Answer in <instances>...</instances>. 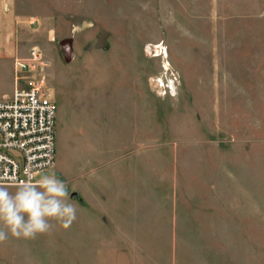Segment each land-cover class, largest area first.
I'll list each match as a JSON object with an SVG mask.
<instances>
[{
    "label": "rangeland",
    "instance_id": "374dc122",
    "mask_svg": "<svg viewBox=\"0 0 264 264\" xmlns=\"http://www.w3.org/2000/svg\"><path fill=\"white\" fill-rule=\"evenodd\" d=\"M17 10L42 54L24 86L45 78L57 106L56 165L37 179L55 174L78 210L9 236L0 264H264V0ZM14 88L1 67L0 101Z\"/></svg>",
    "mask_w": 264,
    "mask_h": 264
},
{
    "label": "built area",
    "instance_id": "2783aa9c",
    "mask_svg": "<svg viewBox=\"0 0 264 264\" xmlns=\"http://www.w3.org/2000/svg\"><path fill=\"white\" fill-rule=\"evenodd\" d=\"M41 61L37 48L17 60L13 97L0 101V186L38 180L56 165V103L47 93L45 78L24 86L27 74L37 71Z\"/></svg>",
    "mask_w": 264,
    "mask_h": 264
},
{
    "label": "clouds",
    "instance_id": "9594fccd",
    "mask_svg": "<svg viewBox=\"0 0 264 264\" xmlns=\"http://www.w3.org/2000/svg\"><path fill=\"white\" fill-rule=\"evenodd\" d=\"M77 210L67 185L55 174L22 182L14 192L0 186V244L9 236L35 239L50 234L56 226L67 229L77 219Z\"/></svg>",
    "mask_w": 264,
    "mask_h": 264
},
{
    "label": "crops",
    "instance_id": "0c3cea01",
    "mask_svg": "<svg viewBox=\"0 0 264 264\" xmlns=\"http://www.w3.org/2000/svg\"><path fill=\"white\" fill-rule=\"evenodd\" d=\"M29 21L19 14L17 0H0V68L6 66L13 76L14 87L16 88L15 63L22 58V53H30L31 49L25 46V29ZM12 63V67L10 66ZM14 88V91H15ZM14 94V92H13ZM13 95L4 94L3 99H11Z\"/></svg>",
    "mask_w": 264,
    "mask_h": 264
},
{
    "label": "bare ground",
    "instance_id": "6f19581e",
    "mask_svg": "<svg viewBox=\"0 0 264 264\" xmlns=\"http://www.w3.org/2000/svg\"><path fill=\"white\" fill-rule=\"evenodd\" d=\"M66 48L68 50V53L71 54L72 53L71 46L68 44V45H66Z\"/></svg>",
    "mask_w": 264,
    "mask_h": 264
}]
</instances>
